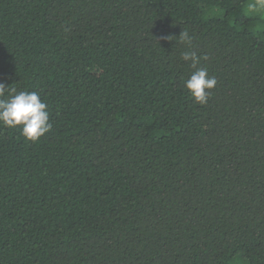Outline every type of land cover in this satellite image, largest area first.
<instances>
[{
  "label": "trees",
  "instance_id": "obj_1",
  "mask_svg": "<svg viewBox=\"0 0 264 264\" xmlns=\"http://www.w3.org/2000/svg\"><path fill=\"white\" fill-rule=\"evenodd\" d=\"M252 2L0 0V83L53 125L35 143L0 125V264H264ZM186 51L217 80L207 104Z\"/></svg>",
  "mask_w": 264,
  "mask_h": 264
},
{
  "label": "clouds",
  "instance_id": "obj_2",
  "mask_svg": "<svg viewBox=\"0 0 264 264\" xmlns=\"http://www.w3.org/2000/svg\"><path fill=\"white\" fill-rule=\"evenodd\" d=\"M250 14L264 12V0H254L248 4ZM179 42L188 47L192 46L193 37L189 31L183 28L179 35ZM170 39V37H168ZM206 59V57H204ZM181 59L185 62L191 61L194 69L190 77L185 81V89L190 93L195 103L207 104L211 95L210 90L215 87L217 80L208 76L206 68H198L201 57L196 52L186 51ZM7 87L0 83V125L21 131V135L27 141L37 142L46 133L52 130L50 115L47 105L42 101L36 91L12 90L7 94Z\"/></svg>",
  "mask_w": 264,
  "mask_h": 264
}]
</instances>
